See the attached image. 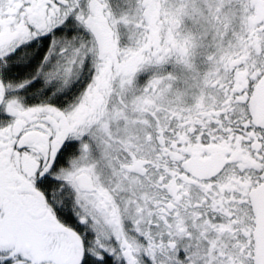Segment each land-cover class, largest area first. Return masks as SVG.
Returning a JSON list of instances; mask_svg holds the SVG:
<instances>
[{"label": "snow or ice", "instance_id": "1", "mask_svg": "<svg viewBox=\"0 0 264 264\" xmlns=\"http://www.w3.org/2000/svg\"><path fill=\"white\" fill-rule=\"evenodd\" d=\"M0 264H264V0H0Z\"/></svg>", "mask_w": 264, "mask_h": 264}]
</instances>
